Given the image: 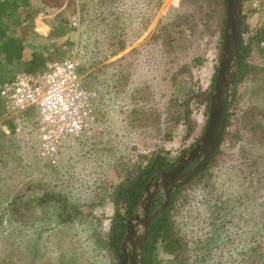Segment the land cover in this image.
I'll return each instance as SVG.
<instances>
[{"label": "rangeland", "instance_id": "rangeland-1", "mask_svg": "<svg viewBox=\"0 0 264 264\" xmlns=\"http://www.w3.org/2000/svg\"><path fill=\"white\" fill-rule=\"evenodd\" d=\"M0 1L8 5L0 42L21 40L11 63L0 50V81L24 72L34 50L45 59L39 73L69 59L90 94L92 118L52 159L41 153L34 112L0 111V258L118 264L108 244L115 188L153 154L174 164L203 134L223 7L217 0ZM242 16L249 51L224 142L171 212L185 253L177 259L180 250L158 243L154 264H264V0H242ZM45 192L75 208V220L58 223L55 199L38 206ZM210 211L219 220L208 227Z\"/></svg>", "mask_w": 264, "mask_h": 264}, {"label": "trees", "instance_id": "trees-1", "mask_svg": "<svg viewBox=\"0 0 264 264\" xmlns=\"http://www.w3.org/2000/svg\"><path fill=\"white\" fill-rule=\"evenodd\" d=\"M14 2V1H13ZM218 4L223 7V15L226 14V3L225 0H217ZM8 5L6 1H0V17L1 15L7 11ZM225 24V17L222 20V26ZM62 32V31H59ZM240 51H239V60H240V70L236 75V80L233 86L231 98L228 102V111H227V119L225 125V131L221 140V143L224 142L226 136V128L229 125V119L231 116V106L233 101L237 95V86L243 78V63L247 57L249 47L244 44V40L242 37L243 33V16L241 19L240 25ZM61 34V33H60ZM50 35L54 36V31L50 33ZM223 40V28L221 29L220 34V46L222 45ZM21 45V40L15 37H8L5 41L0 42V50L4 51V59L7 63H11L13 58L18 53V46ZM44 57L41 52H37V50L32 51L31 57L23 63V70L25 73L29 74H37L40 69L44 67ZM0 111L3 113V110L0 105ZM246 119V118H245ZM251 119V118H249ZM0 137H4V131L0 129ZM220 143V144H221ZM218 149L215 154L218 153ZM212 162V160L210 161ZM171 164L159 154H153L147 161L144 167L139 168L136 176L130 180H126L120 185H117L115 188V214L112 219V224L109 232V248L115 254L118 255L120 253L122 241L124 238V234L127 229V221L133 217L135 213H137L138 205L141 201L142 192L145 186L149 183V181L155 176V174L160 173L162 171H166L169 169ZM206 170V169H205ZM203 171L200 175L189 181L187 184L181 186L180 188L174 190L169 196V202L167 206L158 213L149 223L146 231L145 242L142 248V259L141 264H154L152 261V255L157 247L158 243L165 244L170 250H180L181 253H178V257L185 253L183 246H186L185 243L180 239V237L175 233L173 229V224L171 222V212L174 209L175 205L182 204L181 200L184 198L185 192H188L189 189H192L194 186V181L198 178H204V174L206 171ZM55 199V200H54ZM20 198H15L10 201L8 205V211L17 212L18 210V201ZM38 206H44L47 203L52 202L53 200L61 203V207L58 210V223H70L75 220L77 217L76 209H69L66 201L61 197H55L52 192H45L40 197L35 199ZM163 202V199L160 200V203H153L150 207L149 215H151L156 208ZM118 208L122 210L118 211ZM73 211V213H70ZM210 221L207 223L208 227L214 225L215 221L219 220V216L217 212L214 214L212 211L209 213ZM117 263L119 264L118 258ZM0 264H5V262L0 258ZM61 264H72L70 261L61 263Z\"/></svg>", "mask_w": 264, "mask_h": 264}, {"label": "water", "instance_id": "water-1", "mask_svg": "<svg viewBox=\"0 0 264 264\" xmlns=\"http://www.w3.org/2000/svg\"><path fill=\"white\" fill-rule=\"evenodd\" d=\"M225 3L226 14L219 67L209 100L208 117L203 134L192 149L176 162L170 172L159 174V182L155 181L143 190L138 213L127 221L126 235L118 254L119 264H141L142 248L150 221L167 206L171 192L187 184L208 167L220 146L225 131L228 102L240 64L239 32L242 19V0H225ZM195 162L190 170L180 175L183 168ZM161 190L163 202L149 215L151 198ZM129 249H131L130 254H128Z\"/></svg>", "mask_w": 264, "mask_h": 264}, {"label": "built area", "instance_id": "built-area-1", "mask_svg": "<svg viewBox=\"0 0 264 264\" xmlns=\"http://www.w3.org/2000/svg\"><path fill=\"white\" fill-rule=\"evenodd\" d=\"M69 59L41 73L19 72L0 81V105L6 115L36 112L42 155L54 159L66 136H78L92 120L90 94Z\"/></svg>", "mask_w": 264, "mask_h": 264}, {"label": "flooded vegetation", "instance_id": "flooded-vegetation-1", "mask_svg": "<svg viewBox=\"0 0 264 264\" xmlns=\"http://www.w3.org/2000/svg\"><path fill=\"white\" fill-rule=\"evenodd\" d=\"M170 164H171V163H170ZM195 164H196V162L187 165L185 168H183V169L180 171V175L186 173V172H187L188 170H190ZM175 165H176V162H175L174 164H171V166L169 167L168 170H166V171H162V172H160V173L155 174V176L149 181V183H148L146 186H148V185H149V186L152 185L155 181L159 182V179H160L159 174H165V173L170 172V171L174 168ZM146 186H145V187H146ZM144 189H145V188H144ZM161 191H162V190H161ZM161 191L155 193V194L152 196V198H151V202H150L151 205H152L153 203H157V204H159V203H160V200L163 199V195H162V197H161ZM162 193H163V192H162ZM171 193H172V192H171ZM134 241H135V239H133V242H134ZM130 251H131V249L128 250V254H130Z\"/></svg>", "mask_w": 264, "mask_h": 264}, {"label": "crops", "instance_id": "crops-1", "mask_svg": "<svg viewBox=\"0 0 264 264\" xmlns=\"http://www.w3.org/2000/svg\"><path fill=\"white\" fill-rule=\"evenodd\" d=\"M32 112H34V114H35V117H36V112H35V111H32Z\"/></svg>", "mask_w": 264, "mask_h": 264}]
</instances>
